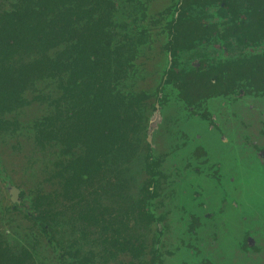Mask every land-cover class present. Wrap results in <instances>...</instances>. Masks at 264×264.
Returning a JSON list of instances; mask_svg holds the SVG:
<instances>
[{"label":"flooded vegetation","instance_id":"af4514ba","mask_svg":"<svg viewBox=\"0 0 264 264\" xmlns=\"http://www.w3.org/2000/svg\"><path fill=\"white\" fill-rule=\"evenodd\" d=\"M115 1L118 32L130 39L129 54L121 57L127 60L124 77L115 90L123 87L141 121L128 146L134 155L122 176L123 164L105 170L107 161L93 177L63 185L61 177L69 175L63 167L78 151L39 156V149L27 154L26 145L7 140L8 152L0 151V188L7 196L0 199L4 241L20 257H26L21 250L27 251V264H231L232 245L242 254H260L253 233H264V202L249 198L248 183L264 178L255 174L264 171V129L256 131L264 122V0ZM170 99L181 112L182 132L176 130L177 121L162 117ZM212 100L218 106L211 111ZM241 105L248 119L236 114ZM160 126L168 153H156L150 143ZM183 134L192 139L186 141L192 161L197 160L192 166L188 161L178 166L173 158L172 152L183 146ZM238 142L243 143L233 146ZM166 155L175 167L163 173ZM16 157L21 170L44 159L36 181L25 189L21 177L15 182L4 165L7 158L16 163ZM202 158L212 166L209 171L201 167ZM36 195L44 196L36 211L47 214L48 227L39 228L27 219L29 212L21 208L23 218L15 209ZM197 208L207 212L200 218ZM230 213L240 225L223 241L217 223ZM171 215L182 226L183 250L165 240ZM199 235L216 249L217 261L200 252Z\"/></svg>","mask_w":264,"mask_h":264},{"label":"trees","instance_id":"16d2710c","mask_svg":"<svg viewBox=\"0 0 264 264\" xmlns=\"http://www.w3.org/2000/svg\"><path fill=\"white\" fill-rule=\"evenodd\" d=\"M115 2L0 0V144L8 140L26 145L27 154L37 148L49 156L78 151L63 167L69 173L61 177L63 185L93 177L107 161L105 170L123 164L122 176L134 155L128 146L141 121L123 87L115 90L127 64L121 57L130 50V39L115 23ZM30 106L38 118L25 117ZM43 199L26 197L15 209L48 227L47 214L36 211ZM20 254L27 257L24 249ZM26 257L12 253L0 232V264H27Z\"/></svg>","mask_w":264,"mask_h":264},{"label":"rangeland","instance_id":"374dc122","mask_svg":"<svg viewBox=\"0 0 264 264\" xmlns=\"http://www.w3.org/2000/svg\"><path fill=\"white\" fill-rule=\"evenodd\" d=\"M153 6H154V3L149 5V8H152ZM166 96H167V92L165 94V97ZM171 101H172L171 99L169 101H167L166 108L163 110L162 117H164L165 119H169V121H172V120H174L175 122L177 121V124H179V125H177V127H176L177 129L176 130H179V131L182 132V128H181V123H182L181 112L178 111V109H177L178 106H176ZM246 102L248 103V101H246ZM35 106H30V107L27 108V112H26V115H25L26 118L27 117L32 118L35 115L36 116L34 118H38L39 117V115L37 114V111L34 109ZM217 106H218L217 102H215L213 100L211 102H209V104H208V108L211 111L212 110H216ZM246 112H249V111L245 109V106L241 105V107L239 108L238 112H236V114L240 113L241 117L243 119L244 118L248 119L246 117V116H248L246 114ZM162 120H163V118H162ZM29 121H30V119H29ZM191 121H193V120L191 119L190 122ZM190 122L188 121L189 124H190ZM259 125L260 126L257 127L256 131H258L260 128H261V130H259V131H262L264 129V127H263L264 122H260ZM163 129L164 128H162V126H160L159 129L156 127L155 131L151 133L150 143L154 145V148H155L154 150H156V153L162 152L163 150L165 151V153H168V151L170 150V147L167 144H165V140H164V138L162 136ZM238 130H240V127L238 128ZM230 132L233 135V130L232 129H231ZM183 136H184V138H183V142H184L183 146L182 147H180V146L178 147L179 150H177V153L172 152L173 153V158L176 159V164L178 166L183 165L184 163H187V161H188V164H191L193 162H195V164H197V160L192 161V159H191V156H190V154H191V146L187 145L192 139L190 138L189 135L183 134ZM244 136L248 137V138H250V137L253 138V136H251L249 133H244ZM242 138H244V137H242ZM176 139L177 138H174L172 141H178ZM187 139L189 141L186 144ZM177 143H178L177 145H179V141ZM242 143L243 142L232 143V144H233V146H240ZM10 145L11 144H7L5 146L4 144H0V151H6V153H7L8 152L7 149L10 148ZM223 147L227 149L226 144L225 145L223 144ZM25 152L26 151L22 152V154H24V156L27 155V154H25ZM210 154L212 155L213 153L211 152ZM10 155H12V154H10ZM19 156H21V155L19 154ZM39 156H41V155H39ZM166 156H168V155H166ZM170 156L172 158V155H170ZM16 158H17L16 163H13L11 161V159L7 158V163H5L4 165L7 167V170L9 172V176L13 177L14 181L15 180L17 181V178L21 177L20 180L22 181V183H23L22 186L25 189L28 186V184H30L32 182V180L36 181L35 178L39 176V171H40L39 168H40V165H41L42 161H44V159H40L41 157H38L37 158L38 159L37 164H33V166H29L28 169L21 170V165H18V162L20 161V159L18 160V157H16ZM22 161L23 160L21 159V162ZM169 162L170 161H169V156H168V158L165 159V161H164V163H163V165L161 167L163 173L171 172V171L174 170L175 166L173 165L172 162H170V163ZM201 162H202V165H203L201 167L205 168L206 171H209L210 167L212 168V166H208V160L206 158H202ZM209 162H210V160H209ZM192 165L193 164H191L190 166H192ZM199 172L203 173V171H199ZM226 173H229V171L226 170ZM248 174H250V172L246 173V175H248ZM255 174L256 175H262V174H264V171H260L259 170ZM258 178H260V177L258 176ZM245 179H246V176H245ZM248 184H249L248 191L252 194V195H250V193H248V195H250L249 198L251 200H254V201L256 199L260 203L264 202V197H263L264 196V178H261L260 182H258V183H255L254 181H251ZM1 198L4 201L7 200L6 194L3 193L2 189L0 188V199ZM1 208H2V205H0V209ZM206 210L207 209L197 208L196 213L201 218L207 212ZM175 214L178 215V213H175ZM234 218H235V216H233V213H230L225 218V221L222 224L217 223V225L220 227V233L219 234L222 237L223 241H226L228 239V234H230V232L238 233V231L235 229V226L236 225H240V223H235V221H233ZM169 220H170L171 226H170L169 231H168L169 236H168V238L165 239V240H167L166 241L167 245L168 246H172V248L174 246V247H177L179 250H183L184 245L182 244V242L180 240H181V238H185V237L182 236L181 235L182 233L180 232V227H182V226L180 225L179 218L176 217V216L173 217L171 215ZM201 232H203L202 234H204L207 231H206V229H202L200 231V233ZM199 238L201 239V245H203V248L202 247L200 248V252H203L204 254L207 253L206 255L208 257L210 256V258H212V259H214V257L215 258H217V257L220 258L219 255L218 256L216 255V253H217L216 249L209 248L208 244L206 245L207 241L203 237H201L200 235H199ZM253 238L255 240V243L257 242V247L259 248V249H257V251L261 250L260 254L259 253L257 254V253L250 252L249 250H247V254L248 255L242 254L241 252H238L237 250H234L237 247L232 245V247H230V250H229V251H231V258L229 260H231V261L233 260L231 262V264H246V263L247 264H261V262L264 264V247L262 248L263 241H264V233H261L260 231L259 232H254L253 233ZM202 242H203V244H202ZM260 248H262V249H260ZM187 256L192 257L190 255H187ZM187 256H184V258H187ZM214 261H217V260L214 259ZM224 261H226V260H224ZM173 264H180V262H176V263L173 262ZM223 264H230V263L229 262H223Z\"/></svg>","mask_w":264,"mask_h":264}]
</instances>
